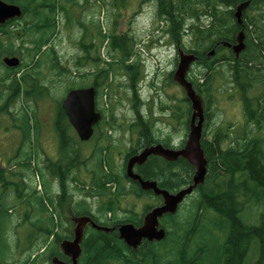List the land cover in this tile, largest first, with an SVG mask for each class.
Wrapping results in <instances>:
<instances>
[{"label":"trees","instance_id":"obj_1","mask_svg":"<svg viewBox=\"0 0 264 264\" xmlns=\"http://www.w3.org/2000/svg\"><path fill=\"white\" fill-rule=\"evenodd\" d=\"M7 1L21 6L23 10V16L17 18V21L22 23L21 29L6 32L7 35L21 39V47L15 52L12 49L8 51L10 54L12 52L16 54L19 50V53L32 56L34 59L32 64L24 63L26 67L31 65V73L18 78V71L14 72L11 87L15 88V93H20L22 87L26 85V96L37 98L40 97L35 91L37 87L43 92L47 90L40 78L43 63L49 61L51 69L57 68L56 51L50 44L56 32L55 17L64 9L67 11L63 2H66L69 8L74 3L78 4V0ZM158 1L159 14L167 21L168 32L178 45L185 28L194 33V47L183 50L195 53L199 57L195 63L203 68L198 76L189 79L204 102L206 120L202 147L208 159V174L204 183L195 190L198 194L186 216L181 215L179 208L176 213L166 214L161 218V225L167 231L165 239L153 242L145 240L138 250L134 251L120 239L116 230L106 232L88 227L82 242L80 264H264V0H249L250 4L243 16L247 47L239 57L224 45V41L236 42V35L242 26L237 23L235 9L245 0ZM118 2L119 0H114L113 6H120ZM251 11L255 14L250 16ZM204 18L209 19V22L203 24ZM187 20H194V23L187 24ZM96 29L101 43L108 38L109 46L113 50H120L126 59L132 56L129 37L117 35L115 32L107 36L103 33L100 23L96 24ZM253 31L256 32V36ZM26 43L29 46H25ZM24 47L25 51L22 50ZM211 49H215V54L208 58ZM126 59L121 60V65L135 85L136 75L140 71L134 63H126ZM222 62L230 64L233 81L240 88L246 124L242 131H234L233 125L215 127L213 136L209 138L206 129L213 124L211 107L215 102L214 73L217 69L216 64ZM57 69L58 74L62 75V70ZM109 73L110 69H99L94 85L99 86L100 79L104 81L105 77L109 78ZM9 74L12 73L8 72L6 76ZM2 75L0 74V83L6 78ZM255 89L258 91L257 96L249 95V92ZM12 100L13 98L9 103ZM186 100L189 101L187 97ZM61 103L62 101L59 102L57 116L61 151L59 158L49 163V171L62 185L58 206L68 204L67 185L70 175L76 184H81L80 190L87 196L103 200L98 208L99 215H92L97 223L106 226L122 222L141 225L143 214H131L125 219H119L116 216L117 206L128 194L141 198L153 193L142 190L139 184L131 179L130 189L127 190L109 158L104 156L95 162V167L90 171L92 174L90 182L81 180L75 169L85 168L88 160L83 159L79 153L78 141L73 143L67 128L64 127V122H69ZM136 110L138 111L137 108ZM188 111L186 124L189 126L191 107ZM105 115L103 112L104 117ZM26 117L28 119L23 133L29 138L32 133L28 114ZM138 117L140 122L137 121L134 126H138L140 130L139 140L143 139L145 145L161 141L152 140L155 135L149 129L150 124L141 120L139 112ZM71 142L74 145H70ZM137 148H133L129 155L134 154ZM138 172L145 179L157 180L162 188L175 191L192 182L194 167L184 158L171 162L154 157L145 162ZM43 174L40 171L44 180ZM44 182L48 189V183L45 180ZM28 195L29 193H25L19 196L23 202H27ZM157 198L162 200L160 197ZM47 199L48 204L44 199L34 200L42 202L46 211H50L48 216L50 227L62 224L61 214L50 210L51 207H55V200L50 195ZM5 203H2L1 224L7 219V211L11 206L8 201ZM79 206L76 214L91 215L92 211L85 200H82ZM150 206L153 205H147L145 212ZM110 212L112 215L109 217ZM42 218L40 217L38 221H43Z\"/></svg>","mask_w":264,"mask_h":264},{"label":"rangeland","instance_id":"obj_2","mask_svg":"<svg viewBox=\"0 0 264 264\" xmlns=\"http://www.w3.org/2000/svg\"><path fill=\"white\" fill-rule=\"evenodd\" d=\"M113 1L78 0V4L74 3L69 8L67 3L63 2L67 11L64 9L57 13L56 32L50 43L58 58L57 68L63 73L59 75L57 68L51 69L49 61L43 63L40 78L47 90L43 92L37 87L35 91L40 97L23 98L22 95H16L12 102L5 106L10 97L11 90L8 85L12 83V77L11 74L6 76L9 71L0 64V74L6 76L0 83V107L4 108L0 110V168L18 172L24 168L28 161L27 157L31 154L29 160L32 159V170L29 173V184L33 186L36 181L43 180L40 171L43 172L44 180L51 187V197L56 203L54 209L58 207L55 191L58 190L59 182L46 166L49 160L56 161L60 156L61 145L57 128L59 102L71 89L93 86L99 69H110L109 78L105 77L104 81L100 79L101 84L97 86L99 95L97 109L106 114L105 123L99 132L97 131L94 139L82 143H79L74 130L69 131L75 141H78L79 153L83 159L88 160L86 167L78 170L77 174L81 180L90 182L92 175L90 171L95 167V162L103 156L106 158L108 154L112 158L115 172L122 178L126 189H130L131 182L124 177L122 165L124 155L131 147H137L140 138V130L134 126L139 118L138 112L143 121H148L149 129L156 138H169L176 144L187 140L186 123L191 104L186 100L185 90L171 75L179 61L178 42L172 38L168 32L167 21L159 14V1L119 0L118 7L113 6ZM254 14L253 11L249 13L250 16ZM202 22L208 23L209 19L204 18ZM97 23L102 25L103 33L107 36L115 32L117 35L129 37L132 56L126 59L120 50H113L109 46L108 38L101 43L96 29ZM186 23L192 24L194 20H187ZM21 24L17 22L12 27L13 30H20ZM185 29L179 45L183 49H192L194 33L189 28ZM253 34L256 36L255 31ZM13 41L21 47V39L14 38ZM27 45L26 43L25 46ZM25 48L22 50L25 51ZM23 59L24 62L31 64L34 62L33 57L27 54ZM122 59H126V63L137 65L140 76L136 75L135 85L123 70ZM216 67L213 82L215 102L211 107L213 124L206 129L209 138L213 136L215 127L233 125L234 131H242L246 124L244 101L239 86L233 81L230 64L222 62L216 64ZM30 68L31 65L26 68L25 73ZM202 71V66L194 63L188 76L190 78L198 76ZM257 94L256 89L249 92V95ZM25 114H28L30 128H33V137L28 144L25 142L23 147L22 145L19 147L23 137L20 127L23 120L25 123L27 121ZM107 122L113 127L108 128ZM75 185L77 186L72 188L71 199L74 198L76 203L85 200L92 213L99 215L98 208L103 200L87 196L80 190V183ZM8 192L9 204L18 210L15 191L11 189ZM197 194L195 191L181 204L182 216H186L193 207ZM159 204L160 200L153 194L141 198L128 194L117 206L116 216L125 219L131 214L142 215L147 205ZM67 209L61 215L62 224H59L58 230L61 235L68 226L71 227ZM21 220L22 216L16 215L4 220L2 226L12 227ZM11 233L5 231L4 237ZM24 251L26 250L17 251L18 258H21ZM25 256H28V252Z\"/></svg>","mask_w":264,"mask_h":264},{"label":"water","instance_id":"obj_3","mask_svg":"<svg viewBox=\"0 0 264 264\" xmlns=\"http://www.w3.org/2000/svg\"><path fill=\"white\" fill-rule=\"evenodd\" d=\"M250 4L249 0L239 3L235 9L237 23L242 29L237 34L235 43L224 42L230 47L235 56L246 49V34L244 31L243 16ZM23 14L21 6L14 3H7L0 0V24L9 19L20 18ZM215 54V49H211L208 58ZM199 59L195 53L179 50V62L173 73L174 81L182 86L191 104V115L189 119V133L182 148H167L163 144H155L146 147L141 152L131 156L127 161L126 174L133 181H137L142 190L153 191L156 196H161L163 203L153 207L146 214L143 224L136 226L131 222H122L114 226H106L97 223L89 215L75 216L74 237L72 240L62 242V248L70 262L63 261L58 257L53 258L54 264H80L79 257L82 254V242L85 236V229L88 225L98 230L106 232L118 230L119 237L129 247L138 250L143 240L161 241L166 238L167 231L161 226V218L166 214L176 213L184 200L192 195L199 185L204 183L208 174V159L202 147V136L206 120L204 102L200 94L197 93L193 82L188 78L191 66ZM5 62L8 66H17L20 63L18 57H7ZM96 89L94 86L71 89L62 102V108L70 123L75 128L82 141H88L93 135L94 126L101 120L102 114L96 108ZM151 155H159L169 161H176L179 158L188 160L194 167L192 182L172 192L162 188L158 181L145 179L134 170L135 165L144 164ZM1 219V206H0ZM109 264V263H106Z\"/></svg>","mask_w":264,"mask_h":264},{"label":"flooded vegetation","instance_id":"obj_4","mask_svg":"<svg viewBox=\"0 0 264 264\" xmlns=\"http://www.w3.org/2000/svg\"><path fill=\"white\" fill-rule=\"evenodd\" d=\"M3 1H5L7 3H12V2L7 1V0H3ZM22 16H23V14H22ZM17 20H18L17 18H13V19H9L6 22L0 24V64L3 65L6 68V70H8L9 72L12 73L10 75V77H12V79H13L15 71H18V73H17L18 78H21L24 74L27 75V74L31 73V71H32V68H30V70L25 73V71L27 70L26 69L27 67L24 66V63H25L24 59H23L24 54L19 53V50L16 52V54L13 52L10 54V52L8 51L9 49L10 50L12 49L15 52L17 49H19V46H17L13 41L14 38H16V39H19V38H17V36H11V35L6 34L7 31H15V30H13L12 27H14V25L18 22ZM236 39H237V35H236ZM27 46H29V44ZM177 48H178V54H179V50H180L181 46L178 45ZM7 57H18L20 59V63L17 66H13V67L8 66L5 62V58H7ZM96 79H97V76H96ZM8 86H9V89L11 91H10V95H9L10 97L8 98V101L6 102L5 106H7L9 104V101L12 98H15L16 95L17 96L22 95L23 98H30V97H27L25 94V89L27 88L26 85H24L22 87L20 93L18 92L19 94L15 93V88L11 87V83ZM93 86L96 89L95 102H96V108H97V101L99 100L98 88L95 85H93ZM85 87H88V86H85ZM89 87H91V86H89ZM62 102H63V100H62ZM0 110H1V107H0ZM97 110L99 112H101L102 118L94 126V132H93V135L90 138V140L94 139L95 135L97 134V131L101 128L102 124L105 123V117L103 116V112L100 109H97ZM26 119H28V118L26 117V114H25V120ZM137 121L140 122L139 120H137ZM68 122L69 123L64 122V127L67 128L68 132L69 131L71 132V130H74L75 134H77L76 135L77 138L79 139V141L81 143L82 140L79 138L78 133L76 132L75 128L70 123L69 119H68ZM29 124H30V120H29ZM107 124H108V128L113 127L111 123L107 122ZM20 129L22 130V133H23L24 129H26L24 120H23V125L20 127ZM32 129H30L31 133H32ZM187 130L189 133V126H187ZM70 132L68 133L69 137L73 139V143H76L74 137L72 136V134ZM32 137H33V133L31 134V137H29V138H26V136L23 133V137H22V140L20 141L19 147L21 145H22L21 147H23L25 142L28 144L29 141H31ZM157 139L158 138H156V137L152 138V140H157ZM158 140H161V141H157V142H154L152 144L145 145V141H143V139H141L138 141V144H137L138 148L137 147H131L126 152V154L124 155V159H123L124 163L122 165L123 166L122 172H123L124 177L126 179H128V180L130 179L127 177L126 167H127V161L131 156L141 152L146 147H149L151 145L161 143L167 148L178 149V148H182L186 142V141H183L180 144H176V143H173L169 138L158 139ZM82 142H85V141H82ZM73 143L71 142L70 145H72ZM75 145L77 147V144H75ZM133 148H137V151L134 154L129 155ZM29 156H31V154L28 155V157H27L28 161L26 163V166H24V168L18 172L13 171L12 169H10L11 170V172H10V171H6V170L0 168V206H1V210H2V203H5L7 201L9 202V192L8 191L13 189L15 191L16 204H18L19 209L16 210V208L13 209L12 206H10L9 210L7 211L8 215H6V216H7V218H11V217L16 216V215L22 216V220L19 223H16L14 226L7 227V228H4L2 226L3 223L1 224V220H0V264H44L45 262H48L50 264H54L53 263L54 257H58L59 259H61L63 261L70 262V257L65 254V252L62 248V242L65 240H72L73 239V237H74L73 233H74V228H75V223L73 221V218L75 216H80V215L76 214L77 207L80 205V201L76 203L75 199L73 197H72L73 199H71V196H73V194H72L73 189L72 188L73 187L75 188V184L77 182L73 181L71 179V176L69 175L70 180L68 179L69 185H67V186L69 188L70 199H68L69 201H66L68 204L63 206L64 208L60 207V206H58L55 209L53 207L50 208L51 211L54 209L56 214L60 213L62 215V212L67 209L66 207H68L67 210L69 213V220L71 221V223H70L71 227L68 226V228L65 230V233L61 235L58 232L59 226H60L59 224L57 225V227L56 226L55 227L49 226L48 216H49L50 211H46L42 202H37L36 200H34L35 198L44 199L45 202L48 204L47 197H48V195H50V197H51V187H49V185H48L47 186L48 189H46V185H45L44 180L36 181L35 185L30 186V184H29V182H30L29 173L32 170V163H31L32 159L30 161ZM154 157L165 159L164 157L159 156V155H151L148 157L147 161L151 158H154ZM106 158H109V161L112 164L111 156H109L107 154ZM165 160H167V159H165ZM178 160H176V161H178ZM167 161H169V160H167ZM50 162L51 161L49 160V163ZM171 162H174V161H171ZM49 163L46 166V167H48V170H50L49 169ZM144 164L135 165L134 170L136 172H138L140 167H142ZM2 165H4V164H2ZM78 170L79 169H75V171L77 173H79ZM129 181L131 182V180H129ZM58 182H59V187H58V190L55 191L57 198L60 195H62V185H61L59 179H58ZM135 182H137V181H135ZM158 184H159V182H158ZM18 191H19V194H18ZM151 192L153 193V191H151ZM172 192H174V191H172ZM25 193L26 194L29 193L28 198H27V202H23V200L20 199V196H19V195H23ZM153 195L155 196L154 193H153ZM156 197H160L162 199L161 196H156ZM160 203L161 204L163 203V199L160 200ZM57 204H58V201H57ZM55 205H56V203H55ZM155 206H157V205L150 206L148 211H146V212L144 211V213L142 215V217H143L142 224L144 222V218H145L146 214L149 212V210H151ZM83 215H89V214H83ZM92 215H93V213H91V215H89V216H91L93 218ZM111 215L112 214L110 212L108 216L110 217ZM40 217H43L42 219H44L41 222L38 221ZM88 227H92V226L88 225L86 227V229ZM86 229H85V232H86ZM115 230L118 232L117 229H115ZM5 231H7V232L11 231L12 233L9 235H6L4 237ZM143 241H145V240H143ZM81 246H82V244H81ZM21 249H25L26 251H24L21 258H18L17 251H19ZM134 251H137V250H134ZM27 252H28V256H25V253H27ZM80 259H81V256L79 257V263H80ZM43 260H45L44 263L42 262Z\"/></svg>","mask_w":264,"mask_h":264},{"label":"bare ground","instance_id":"obj_5","mask_svg":"<svg viewBox=\"0 0 264 264\" xmlns=\"http://www.w3.org/2000/svg\"><path fill=\"white\" fill-rule=\"evenodd\" d=\"M225 42V41H224ZM182 48V47H181ZM183 49V48H182Z\"/></svg>","mask_w":264,"mask_h":264}]
</instances>
